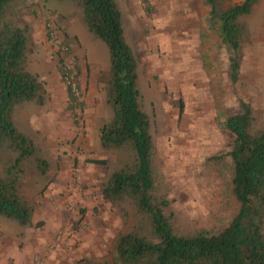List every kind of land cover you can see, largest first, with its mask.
I'll list each match as a JSON object with an SVG mask.
<instances>
[{
    "label": "rangeland",
    "instance_id": "374dc122",
    "mask_svg": "<svg viewBox=\"0 0 264 264\" xmlns=\"http://www.w3.org/2000/svg\"><path fill=\"white\" fill-rule=\"evenodd\" d=\"M242 1L218 0V7ZM115 2L125 42L137 61L139 106L150 120L152 195L168 201L165 213L175 233H218L239 209L228 156L233 136L222 124L224 116L239 114L241 101L247 100L251 132L264 131V0L241 17L245 34L236 84L204 0ZM5 20L28 26L25 69L48 92L44 106L23 104L13 115L17 129L40 146L49 164L48 173L40 175L32 159L24 163L18 192L33 207V223L42 224L25 231L51 237L56 246L49 244L47 250L60 249L63 264L81 258L113 264L119 235L152 237L148 219L133 201L112 205L101 193L107 177L133 161L128 147L105 150L100 145V130L113 118L106 96L109 50L89 33L71 0L19 1L8 8ZM59 59L75 85V103L69 101ZM2 167L0 155V172ZM37 260L44 264L38 254L33 264Z\"/></svg>",
    "mask_w": 264,
    "mask_h": 264
},
{
    "label": "trees",
    "instance_id": "16d2710c",
    "mask_svg": "<svg viewBox=\"0 0 264 264\" xmlns=\"http://www.w3.org/2000/svg\"><path fill=\"white\" fill-rule=\"evenodd\" d=\"M25 0H0V216L20 226L38 228L33 223V207L19 195L25 177L24 163L32 159L40 175L49 164L42 149L14 123L15 110L23 104L42 107L48 99L45 83L26 71L30 31L5 20L10 6ZM81 10L91 35L102 40L108 50L110 68L106 83L107 103L112 120L100 130L105 150L130 148L133 161L112 172L102 186L103 199L115 205L123 199L134 202L150 226L148 239L138 233L121 234L115 241L113 264H264V131L251 132L253 112L249 101H241V112L226 115L222 122L232 134L228 156L232 161V194L239 204L237 214L218 233L199 231L184 236L174 232L165 210L167 200L153 195V141L149 117L140 109L137 61L125 42L121 16L115 0H71ZM210 19L230 56V80L239 76L240 48L245 34L241 17L248 15L260 0L219 9L218 0H204ZM49 38V36H48ZM64 76L63 60L59 59ZM70 103L76 99L68 88ZM104 164V161H95ZM74 264H106L81 258Z\"/></svg>",
    "mask_w": 264,
    "mask_h": 264
},
{
    "label": "crops",
    "instance_id": "0c3cea01",
    "mask_svg": "<svg viewBox=\"0 0 264 264\" xmlns=\"http://www.w3.org/2000/svg\"><path fill=\"white\" fill-rule=\"evenodd\" d=\"M49 244L56 246L51 237L29 236L24 226L0 218V264H33L36 254L44 264H63L65 254L48 251Z\"/></svg>",
    "mask_w": 264,
    "mask_h": 264
},
{
    "label": "built area",
    "instance_id": "2783aa9c",
    "mask_svg": "<svg viewBox=\"0 0 264 264\" xmlns=\"http://www.w3.org/2000/svg\"><path fill=\"white\" fill-rule=\"evenodd\" d=\"M64 79L66 81H68V88H70L73 95H75L74 94L75 85L72 82H70L71 77H70V74L68 73V71H66V70H64ZM35 264H39L38 260L35 262Z\"/></svg>",
    "mask_w": 264,
    "mask_h": 264
}]
</instances>
